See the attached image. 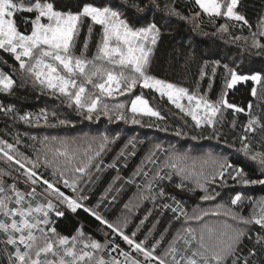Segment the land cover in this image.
<instances>
[{
    "label": "snow or ice",
    "instance_id": "6c2138e0",
    "mask_svg": "<svg viewBox=\"0 0 264 264\" xmlns=\"http://www.w3.org/2000/svg\"><path fill=\"white\" fill-rule=\"evenodd\" d=\"M184 2L197 10L185 16L178 0H0V52L14 61L9 65L0 57V65L8 69L0 67V93L12 96L17 86L30 88L59 100L83 120L99 121L103 116L110 122L139 125L141 119L137 116L164 119L146 95L135 92L138 88L145 89L161 98L166 97L191 117L196 129L207 127L211 129L209 138L217 139L221 136L217 121L226 110L245 113L247 123L229 147L251 161L257 174L250 176L244 167L234 165L225 156L209 154L198 165L196 160L189 163L187 155L166 153L169 159L154 172L138 169L135 175H151L141 199L151 200L162 213L171 212L172 220L159 239L153 237L154 224L140 240L137 231L151 215V210L141 219L137 231L129 234L127 220L113 222L99 211L107 196L89 206V196L81 187L85 177L90 181L92 167L100 170V164L93 162L101 157L110 142L107 135L101 137L94 155L85 152L86 161L69 150L67 140H61L63 150L57 148L55 156L64 158L62 166L55 165L46 153L41 159L37 152L33 159L21 152L19 134L14 142L0 138V159L11 169H0V264H261L264 196L256 199L243 191H235L226 203H217L210 210L197 206L189 215L186 203L168 188L191 193L199 190L203 193L201 200L217 201L223 199V189L264 186V144L254 147L252 139L258 128L264 130V119L253 113L251 101L245 109L228 99L232 90L251 82V96L264 103V66L259 69L241 67L245 55L264 57V18L253 30L246 16L238 11L240 0ZM155 12L190 20L194 31L201 28L207 17L208 24L215 29L214 35L221 39L230 37L229 43L242 42L241 54L231 64L212 61L210 77L208 61L199 69L200 78L209 79V91L218 69H223L220 92L215 100L199 90H190L152 74V58L162 36V27L155 19L143 25L139 20ZM221 19L224 23H217ZM245 27L249 35L233 34L234 30L243 31ZM93 36H96L95 51L89 56ZM119 96L134 97L130 107L126 108L123 102L109 104L108 101ZM185 100L187 108L182 103ZM0 114L28 125H38L41 119L47 124L49 116L57 119L59 125L71 123L67 118L59 119L55 110L49 113L45 108L35 114L21 113L11 103L0 102ZM235 126L233 121L232 127ZM176 135L182 132L177 130ZM31 139L35 141L37 137ZM49 139L45 136L39 142L46 145ZM192 139L197 137L192 136ZM237 141L239 147H236ZM128 145L135 147L132 140ZM159 147L157 145V149ZM119 155L124 156V152ZM149 161L157 164L155 152ZM109 167L117 165L113 163ZM41 168L45 172L49 168L52 171L46 175ZM174 176L179 178L178 182L173 181ZM189 183L194 187H189ZM249 206L250 211L245 215L244 210ZM81 211L98 222L102 240L86 232L83 224L72 235L58 231L61 219L69 214L78 216ZM210 216L222 218L221 226L207 224L205 218ZM193 222L198 226H192ZM174 223L179 227L175 228L164 250L158 252ZM246 239L254 241L247 255L242 248Z\"/></svg>",
    "mask_w": 264,
    "mask_h": 264
},
{
    "label": "trees",
    "instance_id": "16d2710c",
    "mask_svg": "<svg viewBox=\"0 0 264 264\" xmlns=\"http://www.w3.org/2000/svg\"><path fill=\"white\" fill-rule=\"evenodd\" d=\"M163 2V0H162ZM178 6L183 11L185 16H190L192 12L197 9L191 5L185 4L184 0H178ZM242 14L246 16L249 23L253 26L255 30L259 20L264 14V0H240V6L238 8ZM150 19H155L156 22L162 27V36L156 46L152 58V74L159 78L169 80L180 86L188 87L191 89L199 88L201 93H206L210 99L215 100L220 92L223 69H218V74L215 79V83L212 85L209 91V79H201L199 76V69L205 61L209 62V77L211 76V62L220 60L224 63L231 64L234 58H238L241 54L242 48L241 42L229 43L230 37L221 39L218 35H214L215 29L208 24L207 17H204V24L200 29L194 31L193 23L189 21H183L175 17H169L164 12H155L146 18H140L139 23L143 24L148 22ZM217 23H224V20H218ZM234 35H249V29L245 27L243 31L234 30ZM83 33L81 34V43L83 41ZM96 36L92 38V45L89 50V56L95 51ZM80 45L77 46L79 49ZM0 57L8 61L11 65L14 63L11 57L7 54L0 52ZM242 68H254L259 69L264 66V57H249L245 55L243 57ZM0 67H4L0 65ZM4 70L8 69L4 67ZM252 84L249 82L247 85H240L237 89L232 90L229 93V102L235 103L240 107L247 109L249 101L253 103V113L255 115L261 116L264 119V103L258 98H253L250 94ZM136 94L143 93L149 99L150 104L161 112V116L164 119H158L156 117H141V124L134 125L130 122L125 123L124 121H109L105 117H101L99 121H87L83 120L72 111V109L67 108L60 104V101L49 97L47 95H40L38 91L32 89H24L17 86L14 90V95L8 96L0 93V102L4 104H15L21 113L31 112L39 113L41 109H47L49 113L55 110L59 119H69L71 121L68 125H59L57 119L51 118L49 116V121L47 124L40 120L39 124L28 125L23 122L13 121L9 117H5L0 114V138L7 139L9 142H14V138L19 134L22 143L18 146L20 151L35 158L37 152L43 151L47 154L48 159L53 161L57 160L55 154L49 151V148L39 141L43 137L48 136L53 143H56L63 139H77L82 138L88 142L96 141L95 137L107 135L109 139L114 140V144L110 142L106 145V151L104 153L105 161H111L113 157L121 150V148H126L128 141L132 140L137 149V154L133 155L131 162L126 166H118L117 169L122 170L125 176H128L132 171V165L139 160L149 149V145L145 142L149 141V137L154 138L158 142L165 140H178L179 137H185L191 140L195 144H206L207 146H213L218 150L225 151L227 153L228 159L238 167H244L245 171L249 173L250 176H255V167L251 161H248L241 155L234 152L233 148L229 147L232 144L233 138L238 136L242 131V126L247 123L248 116L245 113L234 114L232 110H226L222 114V119L217 124V131L221 132L219 139L211 136V129L203 127L196 129L194 123L189 117L183 116L177 110H175L167 100L159 97L156 93L145 89H136ZM134 97L129 96H119L114 101H108L109 104L123 102L126 108L130 107V100ZM127 115L131 116L130 113ZM235 121V128L232 127V123ZM52 125H56L53 127ZM180 130L182 135L177 136L176 131ZM36 136L37 140H32L31 137ZM192 136H196L197 139L193 140ZM51 137H57V140H52ZM144 141L142 143V140ZM80 138V139H81ZM134 139V140H133ZM253 146L259 147L260 144H264V130L257 129L254 134ZM227 141V143H225ZM53 145V144H52ZM130 146V145H129ZM236 147H239V142L237 141ZM63 162V158H58ZM41 172H45L44 168L40 169ZM51 173L50 169L45 172L46 175ZM114 171L111 169L107 170L98 180L95 182V187L90 191L91 202H96L99 196L110 184L111 179L114 177ZM123 179V178H121ZM122 181V180H120ZM174 182H178L177 178L173 177ZM231 183V182H230ZM190 187V186H189ZM168 190L181 198L186 203V208L190 209L194 207L199 201L202 193L197 190L195 193L188 191L181 192L171 186ZM221 200L218 198L219 202H227L229 196L234 194L235 191H241V188L236 189H223ZM243 192L247 196L259 199L264 196V186L255 185L243 189ZM119 197L124 200L126 197V191H120ZM92 202V203H94ZM159 203V202H157ZM120 210L119 205L114 203L113 208L110 211L104 212V216L108 220H112L114 217L112 211ZM151 210V215L143 225L140 226V230L137 231V239H144L145 235L148 234L149 229L156 224V228L153 231V237L155 239L160 238V234L164 232V229L168 227L169 221L172 220V213L161 212L157 205H154L150 200L146 202L144 206L138 209L135 218L132 219V224L127 228V232H133L138 225H140L141 219H143ZM250 211V206L245 208L244 214L247 215ZM81 224L84 225V230L97 239L102 240V232L99 231V224L94 218L88 216V214L81 211L78 216L69 214L66 219H61L58 222L57 228L62 234L72 235L75 233L77 227ZM177 224H173L172 229L166 235L165 240L161 243L158 250L161 252L163 248L167 245V241L171 238ZM254 246V241L245 240L242 248L244 254L247 255L249 248ZM261 264H264V254H260Z\"/></svg>",
    "mask_w": 264,
    "mask_h": 264
},
{
    "label": "rangeland",
    "instance_id": "374dc122",
    "mask_svg": "<svg viewBox=\"0 0 264 264\" xmlns=\"http://www.w3.org/2000/svg\"><path fill=\"white\" fill-rule=\"evenodd\" d=\"M262 18H264V14H263ZM151 20L152 19H150L148 22H150ZM148 22H145L143 24H146ZM143 24H141V25H143ZM77 51H79V49H77ZM191 90H193V91L199 90L200 91L199 88L191 89ZM163 99L167 100L166 97H163ZM256 99H258V98H256ZM182 103H184L186 108H187V101L186 100L182 101ZM169 104L175 110H177L180 114H182L183 116L189 117L191 119V117L186 115L185 112H181L179 109H177L174 104H172L171 102H169ZM141 117H144V116H141ZM221 119H222V116L218 118L217 124L219 123V121ZM192 122L194 123V121H192ZM80 138H77L74 140L66 138L63 140L68 141L69 150L71 152H75L77 157L80 160L86 161L87 156L85 155V152L87 151L88 155H94L95 151L98 150V148H99V144L101 142V136L95 137L96 141H94L92 143L88 142L87 140H84L82 138L80 139ZM148 139H149V141L145 142V144L149 145L148 151L142 157L139 158L137 163L135 162L132 165L133 169L128 176H125L123 174L122 170H119L117 168H118V166H126L127 164H129L131 162V158L133 156L132 153L134 152L135 154H137V152H138L136 147L133 148L131 145L130 146L126 145L125 149H124V147L121 148V150L117 153V155L115 157H113L111 161L108 162V161H105V159H104V153H105L106 148H107V146H106L105 151L102 153L101 157L95 159L93 162L94 165L97 163L100 164V170L97 171L95 169V167H92L89 170L90 181H89L88 177H85V182L81 184V187L84 188L85 193L89 196V200L87 201L89 206L95 205L101 199V197L107 196V198L104 200L103 205L99 209V211H101L102 214H104V212L112 210L114 203L118 204L120 210H117L114 212L112 211V215L114 218L111 221L115 222V221L119 220V222L123 223V221L127 220L128 221L127 228L132 224V219L135 218V215L137 214L138 209L141 206H144L146 204V202L150 201V200H142L141 196H142V194H146V185H147L148 181L152 179V177H151V175H148V176L135 175V173L137 172L138 169H141L145 172H150V173L154 172L158 166L163 165V163L169 159V156L166 153L173 154V155L177 154V153L181 154V155H187L189 157V163L191 162V160H196L198 165H199V162L201 160H203L204 158H206L209 154H211L213 156H225L228 158L227 153L226 154L223 153L225 151L218 150L217 148H215L213 146L205 147L206 144H200V145L195 144L191 140L186 139L185 137H179L178 140L176 139V141L169 139V140H165L162 142H158L152 137H149ZM141 140H142V137H141ZM60 141L53 143L50 140V143L48 142L45 146L48 147L49 149H51V151L55 154V150L57 148L63 150V145L60 143ZM109 141L111 144H114V142H111V141H113L112 139H109ZM143 142L144 141L142 140V143ZM89 145H91V150H89ZM157 145L160 146L159 149H157ZM121 151L124 152V156L119 155L121 153ZM153 152L156 153L157 164H153L149 161V157L151 156V154ZM39 154L41 155V159H43V156H44L43 151H40ZM58 158H60V157H56L57 160L54 161V164L62 166L64 163V158H63V162H61V160ZM49 160H52V159L50 158ZM101 161H102V163H101ZM113 163H115L117 165L116 168L109 167V165H111ZM0 169L11 170V169H9L8 164H6L3 159H0ZM49 169H50V171H52L51 168H49ZM109 169H111V171L113 170L115 175L111 179L108 187L99 196L98 200L96 202L92 201V202H94V203H92L90 200L91 199L90 191L93 190L95 187H97L95 185V182L98 180L99 177H101ZM117 177H119V178H117ZM121 178H123V179H121ZM176 178H177V180H179L178 177H176ZM120 180H122V181H120ZM129 181H132V182H129ZM189 186L194 187V185L191 183H189ZM21 187H23V185H21ZM122 188H123V190L126 191V197L124 200H121V197H119V194H120V191L122 190ZM62 190L66 191V192L69 191L68 189H62ZM241 191H243V189H241ZM202 195H203V193H202ZM113 197H115L114 200L112 199ZM217 203H221V202H219L218 200L217 201H203V200L199 199V201L195 204L194 207H191L190 209L186 208V210L189 213V215H191L193 209L197 208V206L199 208H203L205 210H210V209L214 208ZM223 203H225V202H223ZM125 205H128V207L126 208ZM205 222L209 225L219 227L222 224V218L218 219L216 217L210 216V217L205 218ZM156 224H158V223L156 222ZM192 226L197 227L198 225L195 222H193ZM177 227H179L178 224H177ZM127 228H126V231H127ZM139 230H140V228H139ZM134 231H137V228ZM102 237H103V234H102ZM120 243H121V247L124 248L125 250H127V246L124 245L122 242H120ZM164 248H163V250H164ZM158 252H160V251L158 250Z\"/></svg>",
    "mask_w": 264,
    "mask_h": 264
}]
</instances>
